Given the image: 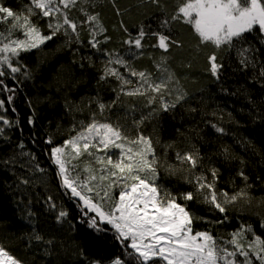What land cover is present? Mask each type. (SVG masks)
<instances>
[{
  "label": "trees",
  "instance_id": "16d2710c",
  "mask_svg": "<svg viewBox=\"0 0 264 264\" xmlns=\"http://www.w3.org/2000/svg\"><path fill=\"white\" fill-rule=\"evenodd\" d=\"M28 3L29 0H0L3 6L20 13L25 12ZM175 9V0H159V4L151 0L78 3L68 15L78 25L80 43L66 44L67 38L61 33L47 42L43 51L22 54L20 65L14 59L13 66L21 67L19 73L12 74L6 65L0 69L7 73L0 77L3 85L15 90H0V100L5 101V110L0 114L14 125L0 123L5 130L0 135V246L23 264H92L94 261L112 264L116 258L123 264H138L132 250L125 247L127 242L116 239L114 231L100 234L86 227L78 201L61 187L49 156L52 145L46 140L51 138L59 145L74 134L70 131L72 126H78L79 121L87 122L93 112L98 113L96 100L104 103L116 100L105 116L123 125L132 136L140 133L150 137L165 167L172 164L187 169L186 164L181 166L176 160V153L198 151L201 167L195 172L204 171L211 179L210 169H218L217 188L230 194L245 186L238 175L242 171L252 185L247 189L253 197L251 203L241 200L229 205V219L215 224L210 221L220 219V213L196 200L189 201V209L206 218L194 222V228L229 239V233L243 224L253 229L248 238L253 233L264 238V226H260L264 217V76L261 75L264 35L254 32L248 43L242 45L248 49L245 65L236 49L216 50L199 45L188 25L174 21L160 28L161 21L170 18ZM85 11L98 15L105 27V32L95 37L101 41L99 48L103 51L90 46L91 32L96 29L87 20ZM32 20L44 34L49 33L47 18L33 16ZM141 27L162 31L178 42L165 53L150 47L157 43L156 37H145L144 54L132 58L137 71L152 73L156 79L161 76L157 63L162 56L167 57L165 67L179 81L170 88H178L184 94V99L167 112L163 111L161 101L171 104L176 92H165L148 105L147 97L120 95L115 78L101 79L107 60L105 53L125 54L128 59L129 46L125 41L136 36ZM213 53L223 65L219 77L210 71L209 56ZM120 71L127 75L125 69ZM129 78L136 82L135 77ZM30 119L34 121L32 124ZM141 119L143 123L137 127L134 121ZM217 127L224 131L217 132ZM21 143L23 148L19 147ZM188 174L178 171L171 176L160 168L158 183L177 194L195 191L194 185L184 183L183 178ZM61 209L68 215L58 219ZM37 234L43 237L42 241L34 239ZM252 259L254 264H259Z\"/></svg>",
  "mask_w": 264,
  "mask_h": 264
},
{
  "label": "snow or ice",
  "instance_id": "6c2138e0",
  "mask_svg": "<svg viewBox=\"0 0 264 264\" xmlns=\"http://www.w3.org/2000/svg\"><path fill=\"white\" fill-rule=\"evenodd\" d=\"M88 2L29 0L23 13L0 4V23L7 25L6 29L0 30V69L6 65L12 74L19 73L21 67L13 66L14 59L20 65L24 58L22 54L43 51V46L61 33L67 38L66 44L80 43L78 25L69 19L68 11L78 3ZM151 2L159 4V0ZM175 5L174 14L162 20L160 28L174 21L188 25L198 38L199 45H209L216 50L236 49L245 65L248 63L245 58L248 49L242 45L248 43L254 32L264 35V0H175ZM81 10L84 11L83 8ZM33 16L47 18L48 34H44L39 24L33 22ZM85 16L96 29L91 32V48L103 51L99 48L101 41L95 37L103 34L105 27L98 15L85 11ZM145 37H156L157 43L150 47L159 48L165 53L172 44L178 43L162 31H147L141 27L136 36H130L125 41L129 46L126 54L128 59H125V54L105 53L107 60L101 79L115 78L119 83L120 95L147 97L148 105L154 104L157 96L162 97L165 92H176L175 101L171 104L161 101L163 111L167 112L184 99V94L178 88H170V85L178 84L179 81L165 67L167 57L162 56L157 63L161 76L156 79H153L152 73L137 71L132 65V58L144 54L145 44L142 42ZM133 48L136 51H132ZM209 62L211 74L219 77L223 65L218 62L215 53L209 56ZM121 68L126 70L127 75L120 71ZM6 75L4 70H0V77ZM261 75L264 76V71H261ZM129 77H135L136 82ZM0 85H3L2 80ZM0 90L15 91L7 85H3ZM11 100L12 96H9L8 101ZM95 103L98 113L93 112L87 122L79 121L78 126H72L70 131L74 134L61 144H54L51 138L46 140L52 145L49 156L57 169L61 187L66 194H70V198L78 201L85 218L83 223L88 229L100 234L114 231L116 239L127 242L125 247L132 250L131 254L135 255L138 264H254L253 257L259 264H264V238L254 233L252 238H248L247 234L253 232L251 226L241 224L229 233V239H223L213 235L210 230L195 229L194 222L206 218L195 214L187 204L196 200L210 206L221 214L220 219L210 222L225 223L229 219V205L241 200L250 204L253 199L247 190L252 185L248 184V177L242 171L238 175L245 186L230 194L227 190L217 188L218 169H210L211 179L204 171L195 172L201 167L202 158L198 151L176 153V160L181 166L186 164L187 169L172 164L165 167L150 137L140 133L132 136L123 125L113 123L105 116L116 100L111 103L96 100ZM4 110L5 101L0 100V113ZM33 122L29 120L30 124ZM0 123L14 126L3 114H0ZM134 123L139 127L143 119ZM216 131L223 132L224 129L217 127ZM4 132V128L0 127V135ZM19 147L23 148V143ZM160 168H164L171 176H175L178 171H187L189 174L184 176V183L194 185L195 191L177 194L158 183ZM39 170L44 171L42 168ZM23 182L28 183L26 180ZM180 200L185 203H180ZM67 215L61 209L58 219ZM260 226H264V217L261 218ZM34 239L42 241L43 237L37 234ZM0 264H23V261L0 246ZM92 264H100V261ZM112 264H123V261L116 258Z\"/></svg>",
  "mask_w": 264,
  "mask_h": 264
},
{
  "label": "rangeland",
  "instance_id": "374dc122",
  "mask_svg": "<svg viewBox=\"0 0 264 264\" xmlns=\"http://www.w3.org/2000/svg\"><path fill=\"white\" fill-rule=\"evenodd\" d=\"M6 29V25L2 24V26H0V30H4Z\"/></svg>",
  "mask_w": 264,
  "mask_h": 264
}]
</instances>
